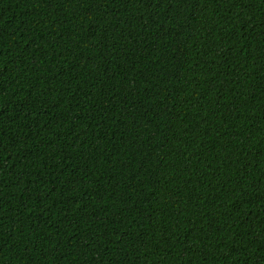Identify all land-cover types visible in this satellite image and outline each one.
<instances>
[{
    "label": "trees",
    "instance_id": "1",
    "mask_svg": "<svg viewBox=\"0 0 264 264\" xmlns=\"http://www.w3.org/2000/svg\"><path fill=\"white\" fill-rule=\"evenodd\" d=\"M0 264H264V0H0Z\"/></svg>",
    "mask_w": 264,
    "mask_h": 264
}]
</instances>
